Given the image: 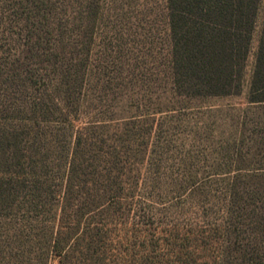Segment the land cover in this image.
Masks as SVG:
<instances>
[{"label": "trees", "instance_id": "trees-1", "mask_svg": "<svg viewBox=\"0 0 264 264\" xmlns=\"http://www.w3.org/2000/svg\"><path fill=\"white\" fill-rule=\"evenodd\" d=\"M261 3L167 0L161 77L171 98L242 93ZM43 31L49 41L61 36L62 45L33 46L54 60L27 75L15 124L0 130V264H112L109 235L122 229L109 222L110 212L141 192L143 157H131L137 146L123 140L139 119L128 123L105 110L112 78L93 55L96 30ZM248 101L264 104V18ZM225 226L148 232L132 225L123 246L162 250L174 264H255L237 223ZM224 234L231 241L225 249L214 238Z\"/></svg>", "mask_w": 264, "mask_h": 264}, {"label": "rangeland", "instance_id": "rangeland-1", "mask_svg": "<svg viewBox=\"0 0 264 264\" xmlns=\"http://www.w3.org/2000/svg\"><path fill=\"white\" fill-rule=\"evenodd\" d=\"M168 16L167 0H0V130L15 124L16 99L22 102L19 89L27 75L44 73V61L54 60L33 46L62 45L61 36L49 41L43 30H96L93 55L109 65L112 78L113 101L105 110L128 123L139 119L123 140L137 146L131 157L139 153L144 160L136 174L141 192L110 212L109 222L122 230L109 235V263L174 264L172 256L159 255L162 250L142 249L139 243L124 247L132 225L148 232L215 231L228 220L237 223L243 245L255 252V264H264V104L248 101L264 0L237 96L170 97L161 77ZM120 82L127 94L121 95ZM225 235L214 236L224 249L231 242Z\"/></svg>", "mask_w": 264, "mask_h": 264}]
</instances>
